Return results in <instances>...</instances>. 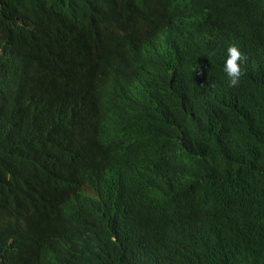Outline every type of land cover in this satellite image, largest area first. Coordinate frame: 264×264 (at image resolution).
I'll return each mask as SVG.
<instances>
[{
	"label": "clouds",
	"instance_id": "1",
	"mask_svg": "<svg viewBox=\"0 0 264 264\" xmlns=\"http://www.w3.org/2000/svg\"><path fill=\"white\" fill-rule=\"evenodd\" d=\"M195 4L215 9L214 0H138L135 32L119 37L105 62L91 61L89 45L72 28L71 47L36 52L18 70L15 93L45 96L62 87L72 92L76 101L67 127L72 146L85 149L23 169V182L53 203L62 226L53 239L13 250L14 264H205L145 246L156 226L138 218L130 176L152 170L134 163L117 166L143 147L163 167L158 170L163 183L183 186L180 204L204 215L213 204L212 189L184 174V154L210 139L228 148L256 137L262 101L257 89L244 83L242 49L235 44L209 49L204 38L174 33ZM126 113L131 120L123 122ZM58 170L73 176L62 177Z\"/></svg>",
	"mask_w": 264,
	"mask_h": 264
},
{
	"label": "trees",
	"instance_id": "2",
	"mask_svg": "<svg viewBox=\"0 0 264 264\" xmlns=\"http://www.w3.org/2000/svg\"><path fill=\"white\" fill-rule=\"evenodd\" d=\"M214 1V10L195 4L191 15L179 18L174 33L204 38L209 49L231 44L242 49L244 83L256 88L262 101L256 137L228 148L210 139L184 154V174L212 189L213 204L204 215L180 204L183 186L163 183L158 174L163 167L143 147L117 166L134 163L152 170L130 176L138 218L156 226L145 246H162L166 255L190 262L264 264V0ZM138 11V0H0V264H14L13 250L27 249L32 240L53 239L62 226L53 203L23 182V169L85 149L72 146L67 127L76 101L72 92L62 87L45 96L15 93L18 70L36 52L71 47L72 28L89 45L91 61L103 63L119 37L135 32ZM130 120L128 113L121 119Z\"/></svg>",
	"mask_w": 264,
	"mask_h": 264
},
{
	"label": "bare ground",
	"instance_id": "3",
	"mask_svg": "<svg viewBox=\"0 0 264 264\" xmlns=\"http://www.w3.org/2000/svg\"><path fill=\"white\" fill-rule=\"evenodd\" d=\"M43 46V45H42ZM122 117L123 116H121L120 117V120L122 119ZM16 134V133H15ZM109 141H111V140H106V142H109ZM32 144V143H31ZM66 146H68V145H66ZM67 148H69V147H67ZM66 171V170H65ZM64 170H58V171H56L55 173L56 174H58V175H60V176H62V177H72L73 176V172H71V171H68L67 173L65 172ZM70 175H72V176H70Z\"/></svg>",
	"mask_w": 264,
	"mask_h": 264
}]
</instances>
